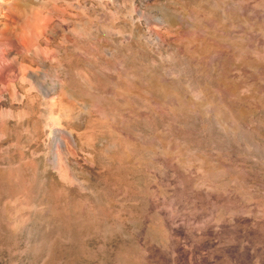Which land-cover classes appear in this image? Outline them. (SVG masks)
Listing matches in <instances>:
<instances>
[{
	"label": "rangeland",
	"instance_id": "rangeland-1",
	"mask_svg": "<svg viewBox=\"0 0 264 264\" xmlns=\"http://www.w3.org/2000/svg\"><path fill=\"white\" fill-rule=\"evenodd\" d=\"M19 1L0 264H264V0Z\"/></svg>",
	"mask_w": 264,
	"mask_h": 264
},
{
	"label": "bare ground",
	"instance_id": "bare-ground-1",
	"mask_svg": "<svg viewBox=\"0 0 264 264\" xmlns=\"http://www.w3.org/2000/svg\"><path fill=\"white\" fill-rule=\"evenodd\" d=\"M15 14L16 16H17V18L19 19V20H21V21H24L26 18H28L29 16H28V14L30 13V10L29 9H27L26 8V5L23 3V2H21V1H19V0H0V40H10V41H12L13 39H15L14 37V30H12V14ZM11 16V17H10ZM15 16V17H16ZM14 17V18H15ZM27 20V19H26ZM25 20V21H26ZM14 21V20H13ZM20 21V22H21ZM24 21V22H25ZM2 22H4L2 25H1V23ZM18 22V21H17ZM17 22H15L14 21V23L16 24ZM23 23V22H22ZM34 23H36V22H34ZM14 24V25H15ZM18 24V23H17ZM16 24V25H17ZM21 24V23H20ZM24 24V23H23ZM22 24V25H23ZM28 24V23H27ZM26 25V24H25ZM14 27V26H13ZM21 27V26H20ZM22 28V27H21ZM38 28V27H37ZM16 29V28H15ZM18 29V28H17ZM32 29V28H31ZM33 29H34V27H33ZM32 29V30H33ZM32 32V31H31ZM37 32V31H36ZM15 33H18V31H16ZM20 33H22L21 32V30H20V32H19V37H17L18 36V34H16V37L17 38H25V36H23V35H21ZM23 34V33H22ZM33 34V33H32ZM37 34H39V33H37ZM36 35V34H35ZM22 36V37H21ZM2 46H4V45H2ZM9 47V46H8ZM10 47H11V49H12V44L10 43ZM3 48H5V49H3ZM14 48V47H13ZM7 48H6V45L4 46V47H2V50L4 51V50H6ZM11 49H10V51H11ZM9 50V49H8ZM10 51H8V52H10ZM4 52H6V51H4ZM4 52H2V53H4ZM8 52H6V54L8 53ZM12 52V51H11ZM10 54V53H9ZM10 57V56H9ZM11 58V57H10ZM9 61V60H8ZM12 61V60H11ZM11 63V62H10ZM9 63V64H10ZM12 64V63H11ZM8 68H9V65H8ZM9 69H11V68H9ZM8 69V70H9ZM7 70V69H6ZM10 74H11V72H10ZM5 75V74H4ZM6 76V75H5ZM9 86V85H8ZM11 87H12V84L10 85ZM11 87H10V89H11Z\"/></svg>",
	"mask_w": 264,
	"mask_h": 264
}]
</instances>
